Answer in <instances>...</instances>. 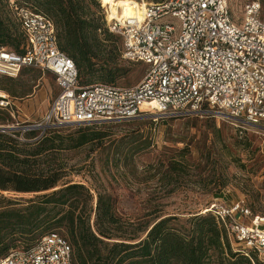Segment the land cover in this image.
Segmentation results:
<instances>
[{
	"label": "built area",
	"instance_id": "1",
	"mask_svg": "<svg viewBox=\"0 0 264 264\" xmlns=\"http://www.w3.org/2000/svg\"><path fill=\"white\" fill-rule=\"evenodd\" d=\"M263 4L249 0L234 18L228 0H155L146 1L141 15H132L124 25L106 18L105 28L120 38L121 57L146 65L139 81L120 86L80 82L75 62L57 46L52 19L9 0L25 48L18 54L0 46V75L15 77L31 66L52 73L58 86L42 118L22 132L38 130L31 138L36 140L68 125L205 111L258 125L264 121ZM0 108H11L5 92ZM206 210L224 224L233 250L264 260V224L258 221L264 218L246 223L251 211L242 201L213 203ZM0 264H73L72 246L61 233L50 231L30 246L0 255Z\"/></svg>",
	"mask_w": 264,
	"mask_h": 264
},
{
	"label": "trees",
	"instance_id": "2",
	"mask_svg": "<svg viewBox=\"0 0 264 264\" xmlns=\"http://www.w3.org/2000/svg\"><path fill=\"white\" fill-rule=\"evenodd\" d=\"M14 1L52 19L57 46L75 62L78 77L81 72L98 71L101 81L97 82L116 85L117 68L103 57L116 46L114 40L107 43L97 33V0ZM0 46L24 53L25 36L9 0H0ZM0 90L9 92L4 85ZM109 126L110 121H105L68 132L51 129L36 140H31L34 130L0 129V191L41 192L20 207L11 198H1L0 255L12 249L16 232L18 237L34 240L37 235L58 231L50 229L53 226H63L67 236L62 235L72 246L73 264H254L251 256L233 250L224 224L210 210L188 216L156 215L150 222L136 223L117 213L111 194L93 188L94 202L92 188L72 179L74 170L63 153L101 143ZM183 162H187L184 156L169 163L171 170L177 171L176 165Z\"/></svg>",
	"mask_w": 264,
	"mask_h": 264
},
{
	"label": "rangeland",
	"instance_id": "3",
	"mask_svg": "<svg viewBox=\"0 0 264 264\" xmlns=\"http://www.w3.org/2000/svg\"><path fill=\"white\" fill-rule=\"evenodd\" d=\"M248 1L228 0L234 18L240 17ZM97 4V33L107 43L114 40L116 46L111 54L103 56L117 68L113 81L120 86L133 85L145 73L146 65L121 57L119 36L112 33L107 37L106 7L101 0ZM261 18L264 21V4ZM41 75V69L31 66H24L15 77L0 75V85L9 89L6 93L11 102V108H0V126L22 131L23 126L42 118L57 93V83L52 73L46 71L45 79ZM98 77V71L81 72L79 81H101ZM29 90L33 94L26 97ZM79 126L58 130L74 131ZM63 155L74 170L72 179L92 188L94 202L93 188L107 192L115 200L117 213L136 223L150 222L156 215L188 216L213 203L230 206L239 201L251 211L244 218L246 223L255 216L264 218V121L252 125L211 111L171 117L145 115L110 121L107 137L101 143H89ZM182 156L187 162L176 165L174 172L169 163L180 161ZM167 179L172 183L167 184ZM40 193L0 191V204L4 203L1 198H11L20 207L27 204V198ZM258 221L264 224V219ZM50 229L66 235L63 226ZM38 237L26 240L16 232L9 249L26 247ZM250 256L252 263L264 264L256 254Z\"/></svg>",
	"mask_w": 264,
	"mask_h": 264
},
{
	"label": "clouds",
	"instance_id": "4",
	"mask_svg": "<svg viewBox=\"0 0 264 264\" xmlns=\"http://www.w3.org/2000/svg\"><path fill=\"white\" fill-rule=\"evenodd\" d=\"M102 6L110 5L108 9V19L111 21L116 19L119 24L124 25L128 18L133 15L132 8H130V0H101ZM117 9H121L122 13H118ZM115 31V29H113Z\"/></svg>",
	"mask_w": 264,
	"mask_h": 264
},
{
	"label": "bare ground",
	"instance_id": "5",
	"mask_svg": "<svg viewBox=\"0 0 264 264\" xmlns=\"http://www.w3.org/2000/svg\"><path fill=\"white\" fill-rule=\"evenodd\" d=\"M146 0H142V1H139V0H130V8H132V11H133V15H137V16H140L141 15V10H142V6L145 4ZM106 7V13L108 14V9L110 7V5H104ZM117 12L118 13H122V10L121 9H117ZM107 18V16H106ZM108 19V18H107Z\"/></svg>",
	"mask_w": 264,
	"mask_h": 264
},
{
	"label": "crops",
	"instance_id": "6",
	"mask_svg": "<svg viewBox=\"0 0 264 264\" xmlns=\"http://www.w3.org/2000/svg\"><path fill=\"white\" fill-rule=\"evenodd\" d=\"M45 72L46 71H44V70H42V75L40 76V78H43V79H45V78H47V75H45ZM48 72V71H47ZM57 91H58V86H57ZM6 93V92H5ZM8 94V93H7ZM33 93H31V91L29 90L28 92H26L25 93V96L26 97H28V96H30V95H32Z\"/></svg>",
	"mask_w": 264,
	"mask_h": 264
},
{
	"label": "water",
	"instance_id": "7",
	"mask_svg": "<svg viewBox=\"0 0 264 264\" xmlns=\"http://www.w3.org/2000/svg\"><path fill=\"white\" fill-rule=\"evenodd\" d=\"M0 128H2V129H10V128H13V127H10V126L2 127V126H0Z\"/></svg>",
	"mask_w": 264,
	"mask_h": 264
}]
</instances>
